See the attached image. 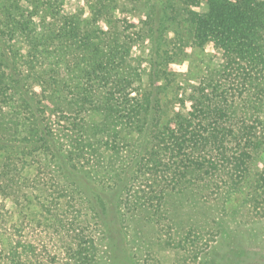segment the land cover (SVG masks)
Returning a JSON list of instances; mask_svg holds the SVG:
<instances>
[{"label":"trees","instance_id":"obj_1","mask_svg":"<svg viewBox=\"0 0 264 264\" xmlns=\"http://www.w3.org/2000/svg\"><path fill=\"white\" fill-rule=\"evenodd\" d=\"M141 1L91 0L88 18H55L45 0H31L25 16L18 3L0 5V176L14 180L27 166L33 178L45 177L31 182L42 202L10 218L9 233L0 234V264H98L104 243L122 241L120 203L126 212L156 213L214 194L204 202L225 211L249 178L264 183V170L251 169L264 163V3L210 0L192 13L185 8L198 0H165L160 8ZM134 6L152 13L131 38L117 17ZM191 33L194 45L210 41L221 50V67L188 43ZM145 42L147 75L131 57L133 44ZM199 56L207 57L204 70ZM178 63L187 64L184 77L164 69ZM216 112L224 124L211 125ZM25 223L44 229L42 245L22 233Z\"/></svg>","mask_w":264,"mask_h":264},{"label":"rangeland","instance_id":"obj_2","mask_svg":"<svg viewBox=\"0 0 264 264\" xmlns=\"http://www.w3.org/2000/svg\"><path fill=\"white\" fill-rule=\"evenodd\" d=\"M9 1L18 3L23 10L22 16H25L27 10L31 9V0H0V5ZM45 1L53 4L55 18L80 13L85 18H88L93 11L91 0ZM119 1L116 0L117 3ZM162 1L165 0H151V4H157L156 7L160 8ZM172 1L174 4H181L179 0ZM258 1L264 3V0ZM141 4L143 2L137 0L136 5L141 6ZM209 4L210 0H198V2L190 3L185 9L192 13H203ZM150 13H152V10L144 11L138 6H134L133 11L125 9L117 17V20L122 25L120 30L124 31L126 36L136 38L135 33H140L139 29L144 22L150 19ZM152 15L154 17V14ZM181 17L183 21L188 19L187 15H182ZM35 19L37 26L40 18ZM104 24L103 20L101 25L104 26ZM170 30L171 28L165 34L167 40L170 38ZM192 37L191 33L188 37V43L195 46L193 48L200 47V50L208 54V58L215 68L223 65L224 59L220 49L215 47L210 41L202 43L201 46H196ZM187 48H180V52H191L190 47ZM148 50L146 42L139 45L137 43L133 44L131 50V57L139 60V65L136 66L139 73L145 75L148 74L150 66ZM19 51H22L20 46ZM201 57L199 56L195 63L204 70V66L207 64V57L200 60ZM164 69L167 72H174L176 73L175 75L184 77L187 64L167 65ZM145 90V85L143 84L139 90L135 91L134 96H140ZM210 123L217 126L225 122L219 112H216ZM165 129L170 130L171 125L167 124ZM35 156L34 154L31 159L37 160ZM25 168L22 172L16 174L14 180L0 176V215L4 218V225L3 227L0 226V234L2 236H4V233H9L10 218H16L21 211L25 213L26 209L31 205H38L39 202H42V197L35 192L36 188L31 182H43L44 174H40L38 178H33L27 172V166ZM251 169L254 173H259L264 170V163L256 161L251 166ZM72 175L80 185V173L74 172ZM225 178L227 179L228 177L226 176ZM249 179L250 181L246 183L243 194L238 197V201L232 198L231 202H227V205L225 204V211L216 209V205L210 203V201L208 203L204 202L206 199L213 200L214 194L211 195L212 198L202 196L197 198L196 202L191 203L185 198L181 208L174 210L163 208L156 213L152 209L134 210L132 212L130 211L131 207H127L129 212H126L120 203L119 209L123 212V217L125 218L120 225L122 227L120 231L123 237L122 241L115 244H112V242L104 243L102 255L104 256V261L101 259L98 264H116V261L113 260L115 258H125V262H123L125 264H264V183L260 182L257 185L255 175ZM46 183L47 181L44 182L45 186ZM248 185L253 190L250 187L247 188ZM104 186L100 184L97 185V188L102 191V196L106 200L109 196V192H107L109 188L107 187L108 189H106ZM46 187L50 196L57 195V192L53 189L54 186L49 184V187L48 185ZM78 198L75 204L79 212L80 194ZM109 199L113 200L114 198L109 196ZM114 204H116V201ZM75 213L77 212L70 210L68 214L73 215ZM204 218H207V221L213 226L205 225L206 220ZM212 222H215V224ZM218 223L220 224V233L217 236L214 234L210 238L207 234H213L215 230L212 228ZM28 225L31 224L28 223ZM28 225L27 223L23 225L22 233L33 232L32 238L37 239L42 245L40 240L41 238L45 240L44 229L36 225H31L30 227ZM49 247L48 250L52 247L50 242ZM205 250L206 252H204Z\"/></svg>","mask_w":264,"mask_h":264}]
</instances>
